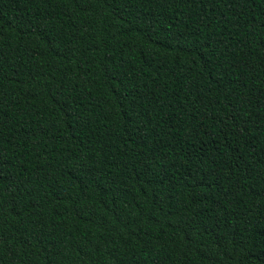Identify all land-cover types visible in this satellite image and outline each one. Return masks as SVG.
I'll list each match as a JSON object with an SVG mask.
<instances>
[{"label": "trees", "instance_id": "1", "mask_svg": "<svg viewBox=\"0 0 264 264\" xmlns=\"http://www.w3.org/2000/svg\"><path fill=\"white\" fill-rule=\"evenodd\" d=\"M0 264H264V0H0Z\"/></svg>", "mask_w": 264, "mask_h": 264}]
</instances>
